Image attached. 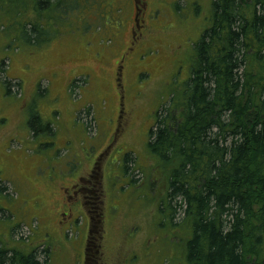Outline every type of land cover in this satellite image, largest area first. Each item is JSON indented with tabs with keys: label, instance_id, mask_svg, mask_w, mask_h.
<instances>
[{
	"label": "rangeland",
	"instance_id": "obj_1",
	"mask_svg": "<svg viewBox=\"0 0 264 264\" xmlns=\"http://www.w3.org/2000/svg\"><path fill=\"white\" fill-rule=\"evenodd\" d=\"M15 1H0V246L81 264L89 236L96 264H184L190 228L163 213L167 173L147 143L178 73L189 76L213 0H146L141 13L132 0H83L39 44L19 33L41 5ZM139 31L143 44L129 49ZM123 108L133 113L121 128ZM87 171L83 210L67 192Z\"/></svg>",
	"mask_w": 264,
	"mask_h": 264
},
{
	"label": "trees",
	"instance_id": "obj_2",
	"mask_svg": "<svg viewBox=\"0 0 264 264\" xmlns=\"http://www.w3.org/2000/svg\"><path fill=\"white\" fill-rule=\"evenodd\" d=\"M81 1L37 0L41 10L20 23L19 38L48 41L46 28L87 7ZM192 48L188 78L178 73L148 134L167 173L160 207L171 225L181 213L190 228L184 264H264V0H213ZM0 264L43 262L0 246Z\"/></svg>",
	"mask_w": 264,
	"mask_h": 264
},
{
	"label": "flooded vegetation",
	"instance_id": "obj_3",
	"mask_svg": "<svg viewBox=\"0 0 264 264\" xmlns=\"http://www.w3.org/2000/svg\"><path fill=\"white\" fill-rule=\"evenodd\" d=\"M139 1L141 2V4H137ZM139 6H141L142 8H140ZM146 6H147L146 0H132V7L134 8L133 9L134 11L138 10L141 13L144 11ZM134 20L136 23V27L140 28L141 27L140 22H142L143 19L139 20V18L137 17V13H135L134 14ZM137 35L138 36H136V34L133 33V41H131L132 46H129L128 47L129 49H134L135 47L143 44V42L139 41L140 36H142V32L139 31L137 33ZM118 75H120V73H118ZM118 85L122 88V85L120 83H118ZM121 99H122V96H121ZM132 113H133V110L131 108H129L127 110L125 108L118 110V121L121 123V125H120L121 128H122L123 124L128 123L129 119L131 118ZM121 128L119 129V126H118V128L116 127V129L114 131L115 135L119 134L120 131H123L122 135L125 134V130L124 129L121 130ZM116 132H118V133H116ZM84 176L79 178V182H77L76 184L70 185L69 190L67 192L69 197L74 196V199L77 200V202L78 201L80 202L79 206L83 210L85 209L84 207L88 204L89 199L92 197L91 194L94 192V187L91 185L92 173L90 171H87L86 176L85 177ZM74 188H75V190H73ZM85 214H87L86 210H85ZM59 224L63 225V222L60 221ZM89 241H90V237L88 236L87 240L85 241V245H87L89 243ZM85 245H84V251H83V255H82V259L80 260V263L81 264H96L98 261L102 262V259H103V257L101 256L102 253L100 255H98L99 252H97L96 249H92V247L95 248L94 243L89 244L88 248H86ZM9 249H13V248H9Z\"/></svg>",
	"mask_w": 264,
	"mask_h": 264
}]
</instances>
